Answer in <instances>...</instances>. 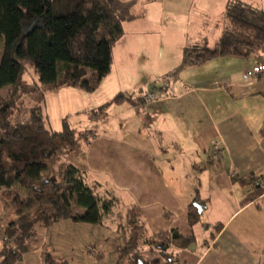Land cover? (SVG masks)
I'll return each mask as SVG.
<instances>
[{
    "label": "crops",
    "instance_id": "0c3cea01",
    "mask_svg": "<svg viewBox=\"0 0 264 264\" xmlns=\"http://www.w3.org/2000/svg\"><path fill=\"white\" fill-rule=\"evenodd\" d=\"M122 1L135 19L123 24L111 73L100 87L93 93L65 87L45 96L52 131L60 132L67 120L72 129L96 132V139L66 157L68 164L86 170L90 183L115 190L126 205H137L152 233L193 237L194 250H175L178 264H264V194L246 202L249 189L240 183L264 171V75L251 84L245 71L239 73V65L260 63L254 57L186 63L188 49L219 43L224 0ZM151 92L157 95L153 103L113 104L118 95ZM109 103L105 112L111 115L90 116V125H82L83 114ZM3 204L0 198V219ZM192 204L200 215L194 226ZM96 229L76 228L72 242L80 246L66 251L45 245L39 235L19 264H44L46 253L87 264L94 256L87 246L104 263L106 236L119 235L114 228ZM116 243L121 240L110 254Z\"/></svg>",
    "mask_w": 264,
    "mask_h": 264
},
{
    "label": "trees",
    "instance_id": "16d2710c",
    "mask_svg": "<svg viewBox=\"0 0 264 264\" xmlns=\"http://www.w3.org/2000/svg\"><path fill=\"white\" fill-rule=\"evenodd\" d=\"M119 3L120 0H0V43L4 41L0 56V194L13 206L17 217L3 231L0 227V237L5 232L9 239L2 245L0 264L21 262L37 236V227L49 228L65 221L104 226L111 219L123 236L124 250L138 257L135 264H162V260L178 264L175 250H188L194 242L193 237L185 238L175 230L152 233L135 204L127 206L124 216L118 217L115 211L120 198L115 190L103 192L101 184L90 183L88 172L73 164H67L63 184L46 176L52 174L51 168L59 157L78 151L97 135L95 131L72 129L67 120L60 132L52 131L43 115L45 96L65 87L87 93L100 87L111 73L112 52L124 35L123 24L135 19L129 12H120ZM225 22L217 48L188 49L187 64L264 54L263 10L229 0ZM27 61L33 63L39 80L24 85ZM8 88L11 94L5 99L1 92ZM24 95L32 104L27 108L29 117L21 119L16 115V104ZM124 102L137 105L144 98L118 95L113 104ZM240 183L249 189L246 202H253L264 194V171L250 174ZM199 216V209L192 204L188 215L191 226L199 222ZM120 219L123 222L119 223ZM141 248L152 249L161 257L145 262L140 257ZM124 250H119L116 264H120ZM44 264L69 262L46 253Z\"/></svg>",
    "mask_w": 264,
    "mask_h": 264
},
{
    "label": "rangeland",
    "instance_id": "374dc122",
    "mask_svg": "<svg viewBox=\"0 0 264 264\" xmlns=\"http://www.w3.org/2000/svg\"><path fill=\"white\" fill-rule=\"evenodd\" d=\"M228 1L229 0H224V2L221 4V6H220V8L218 10L219 14H222V12H224L223 10H225L226 4L228 3ZM240 1H242V2H244L246 4H249V5H251L252 7L256 8V9L264 11V0H240ZM128 7H129V5L126 2H123L122 0H120V3L117 5V8L119 9V11L120 12H124V13L128 12ZM225 26H226V22H225V18H224L223 21H222V25H221L223 31L225 29ZM204 47H206V46H204ZM215 48H217V46H214V48H211V49H215ZM3 49H4V41H2L0 43V56L3 53ZM252 57H254V59L257 60L258 63L264 65V54L263 53L256 54L255 56H252ZM241 62H243V61L241 60ZM239 63H240V60H239ZM250 68H251L250 66L249 67H247V66L244 67V66H240L239 65V73H240V71L247 72ZM260 78L261 77H259L257 80H249V82H251V84L256 83ZM38 80H39V77H38V74L35 71L33 63L31 61H27L25 63V72H24V75H23V84L25 85V84L35 83V82H38ZM10 94H11V89L10 88L5 89L4 91L1 92V95L5 99H8ZM31 104H32L31 99L26 97L25 95L19 97V100L17 101V104H16L17 105L16 108L18 109V111L16 112V115L18 114V117H20L21 119L22 118H28L29 117V113H28L29 111H28L27 108L30 107ZM105 106H110V103L109 104H104V106H101L100 108L93 109L90 115L83 114L84 117L81 118V120L84 123L82 125L83 126H89L90 125L89 122H92V120H91V117L93 116L92 113L96 112L95 116H100V114L98 112H99V110L101 108H104ZM109 114L111 115V112H109V113L105 112L103 117L106 118V116L109 115ZM43 115H44V117H46L45 116L46 113H45V108L44 107H43ZM53 124L55 125V123H53ZM53 124L49 125V128L52 129V130H54L53 129L54 128ZM81 129H83V128L81 127ZM67 164H68V162H67V158L66 157H59V159L56 162V164L54 165V167L52 166V168H51L52 169V171H51L52 174L51 173H47L46 176L54 178L60 184H63V176H64V171H65V169L67 167ZM105 190H107V189L106 188L102 189L103 192H105ZM1 195L2 194H0V198H2ZM126 204L127 203H125V201H123V199L120 198V202L117 204L116 211H115V214L118 217L122 218L124 216L125 208H127V206H129V205H126ZM2 209L4 211V213H3L4 218L0 219L1 220L0 221L1 222L0 227L2 228V231H3V228H7V226L9 225V222L12 219H15L17 217H16V212H15L13 206L11 204H8L5 200H4V204L2 205ZM116 221L118 223V219H116ZM121 221L123 222V220L120 219L119 223ZM42 228L43 227H37L36 228L37 236L33 239L32 242H30V246L33 245V244L35 245V243H37V241H39V239H38L39 235L40 236L42 235L43 236V241H45V245L53 246L55 249H59L61 251H66L70 247H73L74 249H76L77 247L80 246V243L77 245L76 242L75 243L72 242L73 240H76V238H74L72 236L75 233V229L76 228H81V229L86 228V229H91V230H94L96 228L97 229H101V228H103V229H112V228H114L115 230L118 229L117 225L114 224L111 221V219L107 220L104 223V226H92V225H87V224H77V223H73L71 221H68V222L54 224L47 230L42 229ZM118 235H119V237H117V238L113 237L112 235L106 236V240L109 241V244L106 243L104 245L103 251L101 250L102 255H104L103 256V260H105L104 263L97 262V260H94L95 259L94 257L97 255V251L92 246H87L88 247L87 248L88 249V254L89 255H94L92 258H90L88 260V262L91 261V264H112V263H114L113 256L115 255V258L117 257L116 258V263H117V261L119 260V250H122V251L124 250L123 243H122L123 242V236L119 232H118ZM7 236L8 235H6L5 232L1 233L0 249L2 248V245H3L4 242H8L9 241ZM115 239L121 240V243H119V244L116 243L118 246L116 248L115 254H110L109 251H111V248L113 246L112 243L115 244V242L118 241V240L115 241ZM39 245H40V243H39ZM140 250H141L140 251V257L145 262L152 263L153 261H155L159 257H161V255L158 254V252L151 251L152 249L141 248ZM75 251H77V250H75ZM124 252H125L124 254L122 253L123 257L120 260V264H135L136 263L135 261L138 258L136 256V254H132L131 253L132 255H130V254L128 255V252H127L126 249L124 250ZM63 259H67V260H72L73 259V261L75 263L79 262V260H77V258H75V256H71L70 257V256H67V255H63ZM88 262H86V263L89 264ZM161 263L165 264L166 262L162 260Z\"/></svg>",
    "mask_w": 264,
    "mask_h": 264
},
{
    "label": "built area",
    "instance_id": "2783aa9c",
    "mask_svg": "<svg viewBox=\"0 0 264 264\" xmlns=\"http://www.w3.org/2000/svg\"><path fill=\"white\" fill-rule=\"evenodd\" d=\"M264 75V65L258 64L255 66H252L247 72H246V78L247 80H257L259 77ZM144 102L146 104L153 103L157 100V95L155 92L147 93L144 95ZM217 158V155L215 156Z\"/></svg>",
    "mask_w": 264,
    "mask_h": 264
},
{
    "label": "water",
    "instance_id": "95a60500",
    "mask_svg": "<svg viewBox=\"0 0 264 264\" xmlns=\"http://www.w3.org/2000/svg\"><path fill=\"white\" fill-rule=\"evenodd\" d=\"M195 249V245H192L191 247H190V250H194Z\"/></svg>",
    "mask_w": 264,
    "mask_h": 264
},
{
    "label": "bare ground",
    "instance_id": "6f19581e",
    "mask_svg": "<svg viewBox=\"0 0 264 264\" xmlns=\"http://www.w3.org/2000/svg\"><path fill=\"white\" fill-rule=\"evenodd\" d=\"M145 103V102H144ZM146 104V103H145Z\"/></svg>",
    "mask_w": 264,
    "mask_h": 264
}]
</instances>
